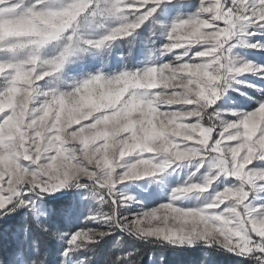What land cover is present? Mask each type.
<instances>
[{"label":"snow or ice","instance_id":"obj_1","mask_svg":"<svg viewBox=\"0 0 264 264\" xmlns=\"http://www.w3.org/2000/svg\"><path fill=\"white\" fill-rule=\"evenodd\" d=\"M241 49L264 54V0H0L8 264H140L127 239L264 264V86L223 99L264 81ZM141 181L167 198L138 199Z\"/></svg>","mask_w":264,"mask_h":264},{"label":"rangeland","instance_id":"obj_2","mask_svg":"<svg viewBox=\"0 0 264 264\" xmlns=\"http://www.w3.org/2000/svg\"><path fill=\"white\" fill-rule=\"evenodd\" d=\"M128 48L129 46L127 44V41L122 42L120 47H117L115 45L113 46L111 53L106 56L110 68L115 67L122 58L129 57ZM246 51L254 53V57L250 56L249 58H254L257 63H264V54L256 53L255 50L250 49H241L240 54H243ZM132 53L133 56L131 58L133 59V61L142 60L145 58L143 55V48L139 43L132 47ZM87 63L90 65L98 66L99 58H89ZM77 70H79V68H77ZM240 79L242 81H245V83L236 86L239 91H230L229 94L223 98L226 104H230L232 106H247L248 97H250L252 95V92L254 91L253 89L247 88V83H256L257 85L264 86V81L251 77L250 75L241 76ZM245 91L248 93V96L241 95V92ZM189 171L190 169L178 171L177 173L168 177L166 182L170 186H175L176 183L182 182L184 179H186ZM139 183L141 185L140 187H136L135 185H133L129 189V191H131L138 199L152 200L156 199L157 197H162L164 199L167 198V190L160 191L155 185H150L145 181H141ZM188 202L196 203V197L193 196ZM22 216L23 211H21V214L19 216L14 215L12 218H6L4 221L0 222V229H2L4 233L3 242L0 243V264H8L9 262V249L11 245L8 242V234L12 233L13 230L17 227L18 223L22 219ZM112 243H114V240H109L105 246H111ZM138 243L142 242L127 239L125 241V246L135 245L136 247H138ZM156 248L160 247L153 245V248L151 250L153 251ZM161 256L163 257V260L160 259ZM204 259L205 257L203 253L199 251L162 248V250L160 251H157L156 249V253L153 256L150 255L147 264H201V261ZM207 264H238V258L224 252H212L208 257Z\"/></svg>","mask_w":264,"mask_h":264},{"label":"trees","instance_id":"obj_3","mask_svg":"<svg viewBox=\"0 0 264 264\" xmlns=\"http://www.w3.org/2000/svg\"><path fill=\"white\" fill-rule=\"evenodd\" d=\"M137 246L139 248H141V250H142V259L140 261V264H147L150 255L153 256L156 253V249H157V251L162 250V248H156L155 250L152 251L151 249L153 248V245H145L143 243H138Z\"/></svg>","mask_w":264,"mask_h":264}]
</instances>
